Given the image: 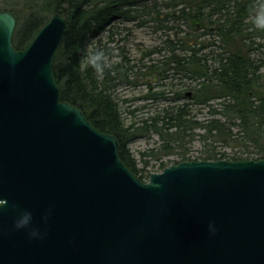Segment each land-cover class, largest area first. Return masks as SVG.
<instances>
[{
  "label": "water",
  "instance_id": "1",
  "mask_svg": "<svg viewBox=\"0 0 264 264\" xmlns=\"http://www.w3.org/2000/svg\"><path fill=\"white\" fill-rule=\"evenodd\" d=\"M15 22L0 11V264H264V159L181 161L139 180L115 136L60 99L66 19L22 50Z\"/></svg>",
  "mask_w": 264,
  "mask_h": 264
},
{
  "label": "trees",
  "instance_id": "2",
  "mask_svg": "<svg viewBox=\"0 0 264 264\" xmlns=\"http://www.w3.org/2000/svg\"><path fill=\"white\" fill-rule=\"evenodd\" d=\"M31 1L45 14L58 13L66 19L52 62L61 100L77 107L100 132L115 136L119 159L138 179L143 180L147 162L138 169L127 144L149 134L157 135L160 144L142 152V157L168 155L179 148L180 162L195 160L189 158L185 145L198 136L208 147L196 160L264 159V28L256 23L264 0ZM42 16L30 12L13 31L11 44L16 50L24 49L51 17ZM136 21L137 26L149 24L160 33L161 46L142 51L132 64L119 47V60L104 63L102 59L98 63L103 74H98L87 62L89 55L103 50L107 61L113 56L112 47L99 38L101 25L113 28L115 22ZM108 32L110 44L126 38L114 40ZM162 52V58H152ZM145 58L150 63H143ZM133 68L138 69L134 81L128 78ZM178 73L194 81L190 95L185 83H165ZM138 78L147 90L144 99L169 105L125 122L108 92L116 80L136 86ZM160 86L166 89L156 91ZM168 94L180 103L170 105ZM194 108L206 109L207 117L199 118ZM214 144L243 149L227 157Z\"/></svg>",
  "mask_w": 264,
  "mask_h": 264
},
{
  "label": "rangeland",
  "instance_id": "3",
  "mask_svg": "<svg viewBox=\"0 0 264 264\" xmlns=\"http://www.w3.org/2000/svg\"><path fill=\"white\" fill-rule=\"evenodd\" d=\"M33 4L35 7L30 6ZM39 5L33 1L27 0H0V11H6L11 13L16 22H15V31L19 26H21L27 15L33 11L37 16L49 18L51 14H45ZM51 18V17H50ZM113 28L109 27V25L105 26L104 28L99 29V38L102 43H104L108 47H112V54L113 56L107 61L106 58H103L104 63L116 62L119 60L117 56L119 53V47L123 48L126 51V56L130 60V64L137 63L139 61V57L141 56V52L144 50H149L153 47H160L161 46V35L160 33L153 32L151 26L143 25L137 26L136 22H125L124 24L120 22H115L112 26ZM111 30L113 33L114 40H117L120 37H126L124 40L117 42V43H108L107 38L109 35L108 30ZM122 29V31H121ZM120 33V34H119ZM13 34V33H12ZM60 46V45H59ZM164 52L161 54H156L152 58L160 59L162 58ZM151 59V58H150ZM143 63L148 64L150 60L145 58ZM136 68H133L132 71H129L128 78L130 80H135L136 77ZM144 72V71H141ZM146 79V78H145ZM150 79V78H148ZM146 79V80H148ZM138 85L134 86L131 84H126L124 82H120L116 80L117 83L115 86L111 87L108 94L111 96V99L114 100L115 103L118 105V110L121 114V117L125 120V122L130 121L133 119L134 116H149L155 110L161 108L162 106L169 105V102H162V101H150L144 99V95L146 93V88L141 84L143 79L138 78ZM185 83V88H187V92L194 86V81L192 79L183 78L181 73L176 74L173 76L172 80H167L165 83ZM155 84V81L152 82ZM166 87L160 86L156 91L164 90ZM178 86L174 87V90H177ZM170 105L179 104L180 101H174L172 99L173 94H168ZM132 110L133 115L130 114ZM207 110L201 108H194L193 112L197 113L199 118H206L207 117ZM160 144V140L157 135L149 134L142 137H137L130 141L127 144V149L132 156V158L136 161L137 168H142L144 165V161L147 162L146 166L144 167L145 173L142 181H146L147 178L151 173H158L162 171V166L165 165L169 166L172 164H176L179 161V151L181 149L176 148L172 153L168 155H157V156H141L142 152L150 149H157ZM206 144L210 145V142L207 141ZM202 141L196 136L191 143L186 144L185 148L188 149V156L191 159H197L201 157L203 154V150L205 147ZM218 151L224 152L225 156L230 157L234 153H238L242 151L243 147H232V146H223L221 144H214ZM149 151H147L148 153ZM159 157V158H158Z\"/></svg>",
  "mask_w": 264,
  "mask_h": 264
},
{
  "label": "clouds",
  "instance_id": "4",
  "mask_svg": "<svg viewBox=\"0 0 264 264\" xmlns=\"http://www.w3.org/2000/svg\"><path fill=\"white\" fill-rule=\"evenodd\" d=\"M257 27L264 28V7H261L256 16ZM106 56L103 50H95L88 57V64L100 75H102V70L100 64L98 63ZM17 227H23V225H17ZM209 231L215 234V227L209 224ZM31 235V234H30Z\"/></svg>",
  "mask_w": 264,
  "mask_h": 264
},
{
  "label": "flooded vegetation",
  "instance_id": "5",
  "mask_svg": "<svg viewBox=\"0 0 264 264\" xmlns=\"http://www.w3.org/2000/svg\"><path fill=\"white\" fill-rule=\"evenodd\" d=\"M105 26H107V24ZM105 26L104 25H101V28L100 29L102 30V28H104Z\"/></svg>",
  "mask_w": 264,
  "mask_h": 264
}]
</instances>
